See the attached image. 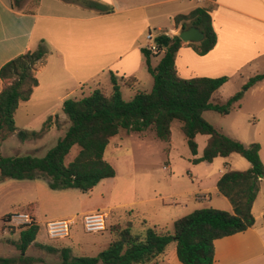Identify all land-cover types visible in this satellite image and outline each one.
<instances>
[{
    "label": "trees",
    "instance_id": "trees-1",
    "mask_svg": "<svg viewBox=\"0 0 264 264\" xmlns=\"http://www.w3.org/2000/svg\"><path fill=\"white\" fill-rule=\"evenodd\" d=\"M23 1L11 0L12 8L25 9ZM72 1L98 7L95 2L88 0ZM174 23L182 30L192 26L199 28L204 39L199 43L185 44L178 36L161 35L156 38V43L164 50L161 55H153L143 49L146 65L153 78L151 92L138 91L130 101H125L118 78L111 72L112 90L109 94L97 88L86 97L63 102L62 111L70 126L44 157L0 156V181L45 177L51 190L76 189L90 193L104 180L116 176L114 167L105 158V152L122 131L142 139L152 138L170 143L173 124L179 122L193 155H197L196 137H209L202 157L194 159V164L211 163L216 158H227L233 154L250 163L249 170L228 171L217 183L219 193L229 200L233 212L214 208L198 209L177 219L173 232L153 226L148 227L143 234H137L133 232L131 223L124 227L114 225L110 228L112 241L97 256L73 257L69 248L58 250L41 245L50 254H60L59 264H159L172 243L175 244L181 264H214L216 240L245 232L255 225L252 208L264 181L260 145L255 143L246 146L229 137L206 121L203 114L208 111L230 114L234 105L242 99L244 90L262 81L264 74L251 78L242 91L226 101L216 98L215 95L228 82V77L184 79L179 76L176 66L177 54L182 47L189 46L199 56H204L216 46L217 35L210 9L197 8L188 15H178ZM48 55L46 46L40 43L35 50L19 55L0 69V78L5 83L0 93V148L12 135L16 134L21 141L36 140L50 129L51 119L39 132L19 131L15 120L21 103L29 101L38 87L36 73ZM152 55L160 57L155 67L151 63ZM128 80L135 84L131 87L136 86L135 78ZM74 147H78L79 151L72 161L66 163ZM32 209L33 206L28 205L23 211L33 214ZM11 215L9 213L2 219H9ZM39 230V225L20 228L19 241L15 245L21 256L0 257V264H37L26 253Z\"/></svg>",
    "mask_w": 264,
    "mask_h": 264
},
{
    "label": "crops",
    "instance_id": "crops-1",
    "mask_svg": "<svg viewBox=\"0 0 264 264\" xmlns=\"http://www.w3.org/2000/svg\"><path fill=\"white\" fill-rule=\"evenodd\" d=\"M88 1L95 2L98 7L72 0H27V5L32 8L15 10L11 0H0V69L12 59L33 51L40 43H44L49 55L37 70L39 85L34 89V94L44 86L45 90L61 87L67 90L69 84L73 86L69 93L72 94L111 72L117 78H135L137 86L138 74L146 63L142 51L147 46L148 32L152 31L156 37H171L172 33L177 34L182 30L175 26L176 16L188 15L197 8H208L217 35L216 46L204 56H199L189 46L182 47L176 58L179 76L184 79L228 77V82L215 95L216 98L226 101L242 91L251 78L264 74V0ZM166 20L172 25L168 33L163 32L162 24ZM4 87L5 83L0 78V93ZM69 94L61 100H65ZM29 101L21 103L15 120ZM225 117H229L230 122L228 129H221L222 132L246 146L258 143L259 155L264 164V79L244 90L242 99ZM16 126L18 128L17 123ZM178 130L181 132V124ZM201 136L196 137V142L199 151H204L209 137L206 136L200 141ZM170 144L169 156L172 158L173 153L178 150L173 128ZM202 155H192L185 164L180 160H177L179 163L176 160L170 161L168 168H173L170 181L172 199L168 205L182 203V208L186 209L190 202L191 198L181 199V202L175 199L182 195L174 180L175 170L178 169L176 167L181 166L194 185V189L188 191L196 203L194 210L214 208L232 213L233 207L219 193L217 183L228 171L249 170L250 163L233 158L237 154L216 158L211 163L192 162ZM28 205L33 206L32 213L41 229L45 222L40 219L42 208L34 201L27 202L25 206ZM95 211L98 210H82L81 216ZM252 214L255 218L252 228L215 241L214 264H264V181L253 204ZM70 216L61 219L74 220L77 213H71ZM175 218L173 224L181 217ZM92 235L97 238L85 242L82 247L87 246V250L92 249L93 256H97L112 241V236L106 231ZM34 245L40 247L47 244L36 238L29 249ZM47 246L58 250L71 249L65 242L61 246ZM159 264H181L176 255V247L171 252L168 251Z\"/></svg>",
    "mask_w": 264,
    "mask_h": 264
},
{
    "label": "rangeland",
    "instance_id": "rangeland-1",
    "mask_svg": "<svg viewBox=\"0 0 264 264\" xmlns=\"http://www.w3.org/2000/svg\"><path fill=\"white\" fill-rule=\"evenodd\" d=\"M22 5L25 9L32 8V6L27 5V0H24ZM162 25L164 33L170 32L172 25L168 20L164 21ZM179 32L177 34L172 33L171 37L177 36ZM159 59L160 57L152 55V65L156 66ZM118 81L125 101H130L138 91L149 93L153 88V78L146 63L138 74L136 87H131L135 84L126 78L118 77ZM71 87L73 86L69 84L67 90H63V87L45 90L46 87L44 86L35 94L33 93L30 101L16 118L18 130L39 132L44 124L51 119L50 129L43 137L36 140L21 141L16 134L8 137L2 143L0 156L34 155L40 158L44 157L65 135L70 126L68 118L62 111L63 101L81 99L90 95L97 88L102 89L107 94L112 90L109 74L103 75L93 83L84 85L69 94L72 91ZM66 94L69 96L62 101V97H65ZM225 116L227 115L214 111L203 114L204 119L219 130L228 129L230 119ZM179 125L180 123L176 122L173 126L174 139L178 149L173 151V159L169 156L170 143L149 140L152 138L143 140L135 134L122 131L119 137L112 140L105 152V158L114 167L116 176L106 179L90 193L76 189L51 190L45 177L34 180L7 179L0 181V257L18 258L21 256L15 245L19 241L20 228L6 224L8 219L3 220L2 218L9 213L23 211L27 202L31 201L38 202L42 208L40 217L42 222L57 220L62 217L69 218L71 213L72 215L77 213L71 228V237L68 240L51 242L45 233V222L41 225L37 237L39 242L47 245L61 246V243L65 242L71 248L73 257L94 255L92 249L87 250V246L82 247L85 242L97 238L96 235L87 234L84 231L82 210L97 209L105 213L108 216L107 234H110L111 226L121 225L124 227L127 223H131L133 232L137 234H143L148 227L153 226L173 232V219L194 212V207H196L192 194L188 192L194 189V185L181 166L176 167L178 169L174 168L176 169L174 180H176L178 189L182 193L180 197L175 199L179 202L185 198L191 199L186 209L182 208V203L181 205H168L172 199L170 197L172 192L170 181L173 176V168H168L170 161L176 160L179 163L177 160H180L182 164H185L193 155L190 153L183 132L178 130ZM205 137L202 135L200 141ZM78 151L79 148L74 147L67 157L66 163L72 161ZM203 152V150L197 149V155H202ZM233 158L247 162L239 155H234ZM174 248L175 244L172 243L168 251L171 252ZM26 256L33 258L37 264H59L61 262L60 254H50L37 245L32 246L27 251Z\"/></svg>",
    "mask_w": 264,
    "mask_h": 264
},
{
    "label": "built area",
    "instance_id": "built-area-1",
    "mask_svg": "<svg viewBox=\"0 0 264 264\" xmlns=\"http://www.w3.org/2000/svg\"><path fill=\"white\" fill-rule=\"evenodd\" d=\"M169 36V35H166ZM156 36L152 31L148 32L146 36V49L153 55L164 52L156 43ZM107 215L100 211L85 214L82 217L83 229L87 234H100L107 230ZM12 227H30L38 225V222L33 214L30 212L20 211L15 212L5 222ZM74 220L57 219L46 222L45 229L50 240L61 241L66 240L71 236V228Z\"/></svg>",
    "mask_w": 264,
    "mask_h": 264
},
{
    "label": "water",
    "instance_id": "water-1",
    "mask_svg": "<svg viewBox=\"0 0 264 264\" xmlns=\"http://www.w3.org/2000/svg\"><path fill=\"white\" fill-rule=\"evenodd\" d=\"M177 36L185 44L199 43L204 39L203 33L195 26H192L186 30H181Z\"/></svg>",
    "mask_w": 264,
    "mask_h": 264
}]
</instances>
